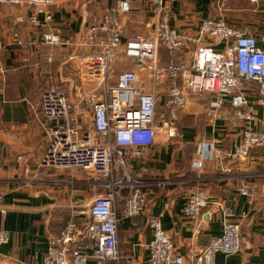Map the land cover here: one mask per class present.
I'll return each instance as SVG.
<instances>
[{"label":"built area","instance_id":"built-area-1","mask_svg":"<svg viewBox=\"0 0 264 264\" xmlns=\"http://www.w3.org/2000/svg\"><path fill=\"white\" fill-rule=\"evenodd\" d=\"M228 1L214 0L220 13L227 11ZM249 1L257 4L261 0ZM57 4L58 0H0L5 6H32L28 21L34 25L51 22L52 15L45 7ZM148 7L154 20L149 36L129 35L122 42L120 19L131 12L129 0H115L105 7L102 20L89 25L77 42L62 39L58 32L42 35V41L50 47L75 46L76 52L66 60L78 83L73 99L55 88H47L40 95L38 107L45 123L46 144L39 173L81 171L98 183L102 193L75 203L70 219L58 235L49 239L40 264H138L120 252L116 206L118 201L124 203L125 218L144 212L148 204L141 190L144 159L156 145L158 135L166 140L178 136L177 112L184 110L188 101L210 96L209 115L238 132L229 150L222 148L220 139L197 144L192 163L196 171L209 162L215 173L230 175L249 165L252 150L264 148V129L254 128L255 105L243 92L248 87L256 105L264 109V32L256 36L248 26L231 25L219 18L203 21L196 35L181 36L168 24L170 8L165 0H148ZM20 22L19 17L16 23ZM11 36L18 47H31V43L19 39L16 29ZM203 37L224 43V50L203 46ZM190 46L195 48L190 65L178 60L160 65V50L174 55ZM4 49L0 39V95L9 73L3 63ZM45 60L52 63V55L49 53ZM145 70L153 87L142 82ZM161 84H165L162 112L157 92ZM2 103L0 100V115ZM236 190L240 196L251 198L255 187L245 177ZM209 207H215L222 216L221 234L212 238L199 255L190 257L189 264H215L217 255L230 256L243 250L242 221L205 190L192 192L182 213L195 224ZM3 214L0 199V216ZM147 226L151 232L147 264H186L159 218L149 216ZM8 241V232L0 228V246Z\"/></svg>","mask_w":264,"mask_h":264},{"label":"crops","instance_id":"crops-1","mask_svg":"<svg viewBox=\"0 0 264 264\" xmlns=\"http://www.w3.org/2000/svg\"><path fill=\"white\" fill-rule=\"evenodd\" d=\"M114 1L58 0L57 6L45 7L52 21L42 25L29 23L32 6L0 5V39L5 44L3 63L9 70L0 95L3 101L0 199L4 210L0 228L8 232L9 241L0 246V264H40L48 250L49 239L58 235L70 219L75 203L86 202L102 193L97 188L98 183L81 171L39 173L46 144L45 123L38 107L40 95L47 88H55L73 99L78 83L73 67L66 60L69 54L76 52L75 46L50 47L42 41V35L58 32L62 39L77 42L89 25L102 20L105 7ZM129 1L131 12L120 19L122 42L129 35L149 36L154 30L148 0ZM165 4L170 8L168 24L181 36L196 35L203 21L219 18L231 25L248 26L256 36L264 32V0L257 4L249 0H229L224 13L217 10L214 0H165ZM19 17L22 22L16 23ZM38 20L42 23L43 18L39 16ZM14 29L19 39L31 43V47H18L13 43ZM201 44L218 52L224 50V43L209 37L201 38ZM194 50V46H190L174 55L160 50V65L177 60L190 65ZM49 53L53 62L47 64L45 58ZM142 77L147 87H153L147 70L142 72ZM164 88L165 84L157 88V92L162 93L158 101L160 109ZM243 92L255 105L254 128L264 129V109L256 105V97L248 87ZM211 102L207 95L188 101L185 109L177 112L178 136L172 140H166L163 135L156 137V145L143 162L146 171L141 179V190L148 199L144 212L125 218L122 216L124 203L118 201V244L125 258L132 257L138 264H147L151 240L147 223L152 216L159 218L162 228L170 233L176 252L189 264L190 257L199 255L212 238L221 234L222 216L215 207L202 211L195 224L183 216L188 196L203 189L232 209L234 218L242 221L241 234L245 239L241 253L217 255L215 264H264V148L252 150L249 165L230 175L215 173L209 162H204L202 170L192 167L197 144L220 139L222 148L229 150L238 138L237 131L209 115ZM223 112L227 113V109ZM245 177L255 187L251 198L240 196L236 190Z\"/></svg>","mask_w":264,"mask_h":264},{"label":"rangeland","instance_id":"rangeland-1","mask_svg":"<svg viewBox=\"0 0 264 264\" xmlns=\"http://www.w3.org/2000/svg\"><path fill=\"white\" fill-rule=\"evenodd\" d=\"M223 17H225V15L223 16ZM89 88V87H88ZM162 93H159V96L161 95ZM162 99V97L160 98V100ZM159 110L162 112V111H164V109L163 108H161L160 109V107H159Z\"/></svg>","mask_w":264,"mask_h":264}]
</instances>
